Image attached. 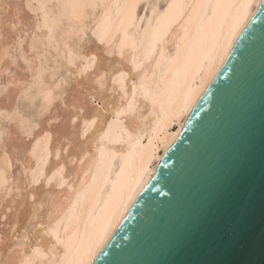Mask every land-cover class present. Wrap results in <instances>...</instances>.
<instances>
[{"label": "bare ground", "instance_id": "1", "mask_svg": "<svg viewBox=\"0 0 264 264\" xmlns=\"http://www.w3.org/2000/svg\"><path fill=\"white\" fill-rule=\"evenodd\" d=\"M143 1L0 0V264H94L262 2Z\"/></svg>", "mask_w": 264, "mask_h": 264}, {"label": "water", "instance_id": "2", "mask_svg": "<svg viewBox=\"0 0 264 264\" xmlns=\"http://www.w3.org/2000/svg\"><path fill=\"white\" fill-rule=\"evenodd\" d=\"M94 264H264V0Z\"/></svg>", "mask_w": 264, "mask_h": 264}, {"label": "snow or ice", "instance_id": "3", "mask_svg": "<svg viewBox=\"0 0 264 264\" xmlns=\"http://www.w3.org/2000/svg\"><path fill=\"white\" fill-rule=\"evenodd\" d=\"M101 42H103V41H101ZM91 59H92L93 61H95V57H91ZM120 75H121V76H124V73H120ZM112 80H113V83L116 82V81H115V77H113ZM97 83H100V82L97 81ZM100 87L103 88V87H104V84H103V83H100ZM133 95H135V85H133ZM127 110H128L129 112L134 111V106H133L131 103H129V104L127 105ZM79 111H80V112H83L84 109L81 107V108L79 109ZM67 120H68L69 125H71V126H76V125H77L78 118H77L76 115H74V114H69L68 117H67ZM96 122H97V121H96V118H95V117H92V118H89L88 120H85V121L83 122V126L80 128V130H79V132L77 133V135H78L79 137H81V138L86 137V136L89 134V130L92 129V128H94ZM70 131H72L71 128L65 130V133H64V134H67V132H70ZM102 131H103V130H102ZM66 151H67V149H66ZM60 171H62V170H60ZM35 182L38 183V181H35ZM49 182H51V181H49ZM37 254H38V250H37V249H33V255L35 256V255H37ZM25 264H29V261L26 260V261H25Z\"/></svg>", "mask_w": 264, "mask_h": 264}, {"label": "rangeland", "instance_id": "4", "mask_svg": "<svg viewBox=\"0 0 264 264\" xmlns=\"http://www.w3.org/2000/svg\"><path fill=\"white\" fill-rule=\"evenodd\" d=\"M145 1L147 2V1H150V0H144L143 2H141V3L139 4V6H138L139 9H137V10H138V14H137V15H138V18H139L140 16L143 17V15H144V17H145V16L147 15V12H149V10H150V8H151L150 6H152L154 3H157L158 6L160 7V6L164 5V4L166 3L167 0H162V2H161V0H154L155 2H154L153 0H151L150 3L147 2L148 4H151V5H149V7H148V5L146 4ZM163 1H164L165 3H163ZM162 3H163V4H162ZM144 4H145V6L143 7ZM146 6H147V7H146ZM140 7H141L142 9H141ZM145 7L147 8V12H146V10L144 11V8H145ZM146 8H145V9H146ZM148 9H149V10H148ZM10 11H11V9H10ZM26 13H28V11H26ZM26 13H25V11H24L22 17H23L24 19H28V18H30V17H29V13H28V15H27ZM140 13H141V14L143 13V14L141 15ZM30 14H31V13H30ZM7 15H8V12H3V11L0 9V16H1V17L5 18ZM24 15H26L27 17L24 16ZM4 16H5V17H4ZM31 16H32V14H31ZM25 17H26V18H25ZM4 20H6V19H4ZM8 29H9V28H8ZM6 30H7V29H6ZM11 31H12V30H11ZM11 31H10V32H11ZM105 56H109V55L107 54V55H105ZM109 57H110V56H109ZM111 57H112V56H111ZM18 64H19V65H18L19 68L17 69L18 72H17L16 70H14V74H16V75H17V74H20L19 76H21V75H26L27 73H25L24 70L22 71L23 64H22L20 61L18 62ZM16 67H17V66H16ZM21 67H22V68H21ZM13 68H14V67H13ZM14 69H15V68H14ZM12 70H13V69H12ZM20 70H21L22 72H21ZM15 71H16L17 73H16ZM17 76H18V75H17ZM94 105H98V102L95 101ZM100 105H101V104H100ZM57 122H58V121H57ZM57 122H55L54 124H56ZM52 124H53V123H52ZM28 140H29V139H25V142H28ZM17 166H18V165H14V167L11 169V171H12V172H15ZM7 198H8V200H9V197H7ZM9 214H10V211H8V215H9ZM0 221H1L2 223H5V222H6V218H4V219H2V220H0ZM2 227H3V225L0 226V228H2Z\"/></svg>", "mask_w": 264, "mask_h": 264}]
</instances>
